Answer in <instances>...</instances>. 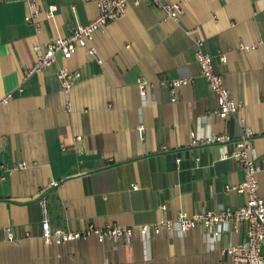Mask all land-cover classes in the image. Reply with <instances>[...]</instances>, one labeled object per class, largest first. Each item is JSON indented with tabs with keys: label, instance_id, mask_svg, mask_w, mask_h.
Returning a JSON list of instances; mask_svg holds the SVG:
<instances>
[{
	"label": "crops",
	"instance_id": "obj_1",
	"mask_svg": "<svg viewBox=\"0 0 264 264\" xmlns=\"http://www.w3.org/2000/svg\"><path fill=\"white\" fill-rule=\"evenodd\" d=\"M29 1L39 9V30L25 20ZM163 1L181 4L177 21L146 1L130 4L94 33L102 63L79 47L70 58L57 53L48 68L25 76L39 55L35 46L87 24L98 8L94 0H0V99L8 96L0 106V264H231L221 250L246 238V222L218 239L200 225L147 236L135 228L131 241L89 235L46 243L41 237V195L51 226L66 231L90 223L153 224L163 202L169 218L181 210L245 203L244 192L225 189L244 180L239 161L219 159L218 144L192 145L191 132H228L229 151L243 116L256 132L253 153L264 163V0ZM52 4L57 10L47 16ZM186 29L203 39L215 69L242 103L237 115L220 119L214 112L215 95ZM61 67L80 73L69 91L57 76ZM177 77L192 81L177 89L173 101L160 79ZM138 78L149 82L145 96ZM258 181L264 197V175ZM7 226L17 241L6 239Z\"/></svg>",
	"mask_w": 264,
	"mask_h": 264
},
{
	"label": "built area",
	"instance_id": "obj_2",
	"mask_svg": "<svg viewBox=\"0 0 264 264\" xmlns=\"http://www.w3.org/2000/svg\"><path fill=\"white\" fill-rule=\"evenodd\" d=\"M98 13L87 24H78L66 36L55 37L44 46L37 45L35 49L39 51V55L35 62L25 70V76L31 75L36 71L48 68L55 60L57 53H61L63 58H70L79 47H85L90 57L94 58L98 63H102L98 49L94 43V33L103 30L108 22L122 16L126 8L132 5H139L142 2H152L157 7L164 10L165 19L178 20L182 14L183 8L178 2H169L163 0H94ZM30 12L25 16V20L33 22L36 29L39 30L40 24L36 18L39 9L35 2H28ZM57 10V5L52 4L46 9L47 16H52ZM187 34L192 36L195 43V59L200 66L201 74L206 78L211 91L216 98L215 113L220 119H226L235 116L242 108V103L237 101L226 87L222 74L214 67L213 55L203 48V39L195 36L191 29L185 30ZM244 49H250L252 46L241 45ZM220 59L226 61L225 54L219 55ZM64 91H69L71 87L80 78L77 70L61 67L57 71ZM148 80L138 78L137 84L140 95H146V86ZM191 77H177L171 79H160V84L167 87L172 94L171 100H175L177 89L187 82H191ZM8 96L0 99V106L8 102ZM241 126L239 136L234 140L232 150L226 149V143L232 140V135L228 132H219L215 134H206L198 136L195 132H191V144H207L215 143L221 148L219 159L235 158L239 161L244 170V180L236 185H226V190H235L246 194V201L243 205L236 208H212L198 212H187L181 210L174 217L166 216L167 204L163 202L160 205V219L153 224H140L137 226H124L116 223H108L105 226L98 227L94 224H88L87 227L80 231H66L62 228H53L50 223L49 212L46 197L41 195L40 205L42 207V236L46 243L56 242L62 243L66 241L76 240L95 235L99 241L109 237L113 239L124 238L131 241L134 230L138 231L141 236H147L151 233L160 234L166 229H177L180 233H186L189 229L200 225L204 227L212 238L218 239L223 232L234 230L237 231L240 224L247 223L246 238L236 244L223 248L221 251L230 256L231 264H264V254H262V245H264V197L258 192V175H264V163L258 162L252 149V138L254 130L248 125L245 117H238ZM82 136H76L75 141L81 140ZM65 150V146H63ZM198 159V158H196ZM181 158H177V166H180ZM4 178L0 175V179ZM58 182L52 181L51 184L56 185ZM133 189H137L138 185L133 183ZM8 240L17 241L18 237L10 226L5 228Z\"/></svg>",
	"mask_w": 264,
	"mask_h": 264
},
{
	"label": "water",
	"instance_id": "obj_3",
	"mask_svg": "<svg viewBox=\"0 0 264 264\" xmlns=\"http://www.w3.org/2000/svg\"><path fill=\"white\" fill-rule=\"evenodd\" d=\"M3 163L2 152L0 151V165Z\"/></svg>",
	"mask_w": 264,
	"mask_h": 264
}]
</instances>
